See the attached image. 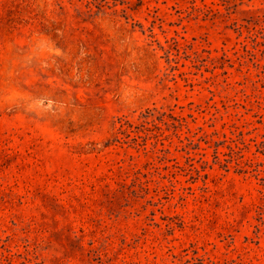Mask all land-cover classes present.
Here are the masks:
<instances>
[{"label":"rangeland","instance_id":"374dc122","mask_svg":"<svg viewBox=\"0 0 264 264\" xmlns=\"http://www.w3.org/2000/svg\"><path fill=\"white\" fill-rule=\"evenodd\" d=\"M0 264H264V0H0Z\"/></svg>","mask_w":264,"mask_h":264}]
</instances>
